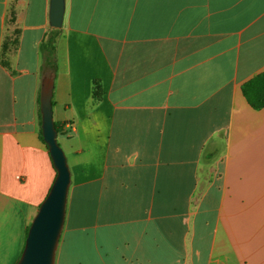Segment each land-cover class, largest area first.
Returning a JSON list of instances; mask_svg holds the SVG:
<instances>
[{"label":"crops","instance_id":"1","mask_svg":"<svg viewBox=\"0 0 264 264\" xmlns=\"http://www.w3.org/2000/svg\"><path fill=\"white\" fill-rule=\"evenodd\" d=\"M49 2L0 0V264L56 176L39 137ZM61 31L63 231L112 230L119 264H264V107L242 93L264 71V0H65Z\"/></svg>","mask_w":264,"mask_h":264},{"label":"water","instance_id":"2","mask_svg":"<svg viewBox=\"0 0 264 264\" xmlns=\"http://www.w3.org/2000/svg\"><path fill=\"white\" fill-rule=\"evenodd\" d=\"M65 0H50L49 25L61 28ZM54 72L42 78L40 94L41 133L56 171L54 181L31 220L21 254L15 264H55L66 218L71 172L64 150L58 143L52 110Z\"/></svg>","mask_w":264,"mask_h":264},{"label":"trees","instance_id":"3","mask_svg":"<svg viewBox=\"0 0 264 264\" xmlns=\"http://www.w3.org/2000/svg\"><path fill=\"white\" fill-rule=\"evenodd\" d=\"M9 24L14 23V11L10 12L9 15ZM19 34L20 31L15 28L13 31H11L10 34L6 35L4 37L3 43H2V58L1 63L3 66H5L7 69H10L9 61H8V54L16 51L18 49L19 45ZM62 31L61 28H53L49 27V29L44 33L40 43H39V53L41 57V68L43 71L49 72L53 71L56 72L58 68V59H57V41L61 37ZM14 73V72H13ZM99 85L96 86L94 90L93 97L94 99H98L99 97ZM242 93L247 101V103L253 108V109H261L264 107V71L261 73L255 75L251 79L247 80L242 85ZM55 127L57 132L60 130V124L55 123ZM39 137L40 140L45 144L42 138L41 129L39 131ZM48 149V147H47ZM51 159V158H50ZM27 227L25 231V238L28 232ZM18 260V259H17Z\"/></svg>","mask_w":264,"mask_h":264},{"label":"rangeland","instance_id":"4","mask_svg":"<svg viewBox=\"0 0 264 264\" xmlns=\"http://www.w3.org/2000/svg\"><path fill=\"white\" fill-rule=\"evenodd\" d=\"M111 229V228H110ZM112 230L100 228L86 232V236H74L76 231L64 230L56 254V264H119L117 244ZM85 232V231H84ZM89 235V233H91ZM83 233V232H80Z\"/></svg>","mask_w":264,"mask_h":264}]
</instances>
